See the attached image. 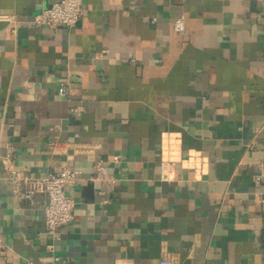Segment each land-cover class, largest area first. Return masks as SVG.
<instances>
[{
    "label": "crops",
    "instance_id": "obj_1",
    "mask_svg": "<svg viewBox=\"0 0 264 264\" xmlns=\"http://www.w3.org/2000/svg\"><path fill=\"white\" fill-rule=\"evenodd\" d=\"M55 1L0 0V264L51 246L59 264H264V1L84 0L72 27L36 22ZM65 165L74 219L51 235L45 194L10 177Z\"/></svg>",
    "mask_w": 264,
    "mask_h": 264
},
{
    "label": "built area",
    "instance_id": "obj_2",
    "mask_svg": "<svg viewBox=\"0 0 264 264\" xmlns=\"http://www.w3.org/2000/svg\"><path fill=\"white\" fill-rule=\"evenodd\" d=\"M264 1V0H259ZM84 0H57L49 7L43 9L35 15L34 20L48 27L55 28L58 26L72 27L78 23L83 15ZM0 19H14L13 16L0 15ZM174 28L177 31L185 30L184 17H178L175 20ZM59 94L61 96H69L70 85L64 81L59 86ZM73 112L81 113V106L72 108ZM114 161H119V156H114ZM173 163L168 160H162L160 163L161 179L170 181L174 178ZM96 178L104 180L108 173V166L102 160L95 163ZM261 172L256 176V182L260 183L264 175V163L260 164ZM80 171L70 166H62L54 171L47 173L41 177H20L12 175L10 177L15 192L20 193L24 189V195L32 199L36 193L42 192L46 196L43 206L45 225L47 232L55 235L57 229L61 226L69 224L74 219L75 199L67 193V188L74 185L78 180ZM109 180V179H108ZM261 206L264 211V196L260 198ZM52 254L46 257L40 264H59L61 257L53 252V247L49 248ZM28 264H36L32 261ZM161 264H168V260H163Z\"/></svg>",
    "mask_w": 264,
    "mask_h": 264
}]
</instances>
